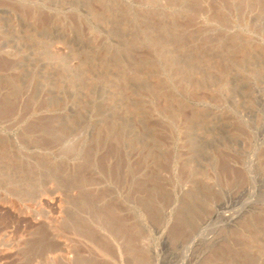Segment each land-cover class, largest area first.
<instances>
[{"label":"rangeland","instance_id":"1","mask_svg":"<svg viewBox=\"0 0 264 264\" xmlns=\"http://www.w3.org/2000/svg\"><path fill=\"white\" fill-rule=\"evenodd\" d=\"M0 264H264V0H0Z\"/></svg>","mask_w":264,"mask_h":264}]
</instances>
